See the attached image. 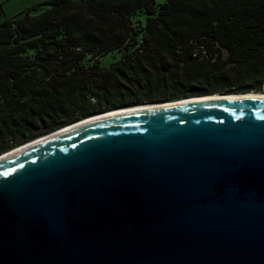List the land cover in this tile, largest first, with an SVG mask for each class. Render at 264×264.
I'll return each mask as SVG.
<instances>
[{
	"label": "water",
	"instance_id": "obj_1",
	"mask_svg": "<svg viewBox=\"0 0 264 264\" xmlns=\"http://www.w3.org/2000/svg\"><path fill=\"white\" fill-rule=\"evenodd\" d=\"M86 119L0 160V264H264V97Z\"/></svg>",
	"mask_w": 264,
	"mask_h": 264
},
{
	"label": "trees",
	"instance_id": "obj_2",
	"mask_svg": "<svg viewBox=\"0 0 264 264\" xmlns=\"http://www.w3.org/2000/svg\"><path fill=\"white\" fill-rule=\"evenodd\" d=\"M32 9L0 24V155L116 109L264 92V0H48Z\"/></svg>",
	"mask_w": 264,
	"mask_h": 264
},
{
	"label": "bare ground",
	"instance_id": "obj_3",
	"mask_svg": "<svg viewBox=\"0 0 264 264\" xmlns=\"http://www.w3.org/2000/svg\"><path fill=\"white\" fill-rule=\"evenodd\" d=\"M259 97H264V92L262 93H256V92H250V93H247V94H232V95H227V96H223L221 94H215V95H210V96H203V97H199V98H192V99H181V100H175V101H172V102H169V103H161V104H148V105H142V106H137V107H129V108H123V109H119V110H114V111H110L108 113H105V114H102V115H97L95 117H91V118H88L86 120H84L82 123L84 122H89V121H93V120H99L100 118H106V117H109V116H114V115H117V114H121V113H124V112H129V111H133V110H140V109H147V108H152V107H160V106H169V105H173V104H178V103H182V102H188V101H194V100H205V99H214V98H226V99H237V98H259ZM82 123H79V124H82ZM74 126H77L76 125H72V126H68V127H65L64 129L60 130V131H56V132H53L52 134L50 135H47V136H43L35 141H30L29 143L27 142V144H23V145H20L12 150H9L7 152H4L2 153V155H0V160L3 159V158H6V157H9L17 152H20V150H23L29 146H32L33 144H36L38 142H41L47 138H50L52 136H55V135H58L66 130H70L71 128H73Z\"/></svg>",
	"mask_w": 264,
	"mask_h": 264
},
{
	"label": "rangeland",
	"instance_id": "obj_4",
	"mask_svg": "<svg viewBox=\"0 0 264 264\" xmlns=\"http://www.w3.org/2000/svg\"><path fill=\"white\" fill-rule=\"evenodd\" d=\"M48 0H0V24L7 18L13 17L16 14L32 9V7L40 2ZM40 10L32 9V14L40 13ZM113 60L108 56L105 63L108 64Z\"/></svg>",
	"mask_w": 264,
	"mask_h": 264
}]
</instances>
